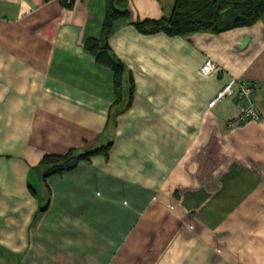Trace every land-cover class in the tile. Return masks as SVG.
I'll use <instances>...</instances> for the list:
<instances>
[{
  "label": "crops",
  "instance_id": "obj_1",
  "mask_svg": "<svg viewBox=\"0 0 264 264\" xmlns=\"http://www.w3.org/2000/svg\"><path fill=\"white\" fill-rule=\"evenodd\" d=\"M176 1L0 0V264H264V12L136 27ZM232 78L255 84L261 119L229 125L237 93L208 106ZM105 145L47 174L46 155Z\"/></svg>",
  "mask_w": 264,
  "mask_h": 264
},
{
  "label": "trees",
  "instance_id": "obj_2",
  "mask_svg": "<svg viewBox=\"0 0 264 264\" xmlns=\"http://www.w3.org/2000/svg\"><path fill=\"white\" fill-rule=\"evenodd\" d=\"M264 12V0H177L169 18H147L135 22L144 33L165 31L169 34L187 35L197 31L219 32L233 26L255 23ZM223 17L226 19L223 20ZM108 28V23H107ZM97 42L89 47L96 50ZM97 59L111 66L115 72L117 92L121 84L122 66L110 55L106 47L97 51ZM109 145L77 153L73 150L65 154H48L43 163L48 165L47 174L74 168L80 161L92 154L107 153Z\"/></svg>",
  "mask_w": 264,
  "mask_h": 264
},
{
  "label": "built area",
  "instance_id": "obj_3",
  "mask_svg": "<svg viewBox=\"0 0 264 264\" xmlns=\"http://www.w3.org/2000/svg\"><path fill=\"white\" fill-rule=\"evenodd\" d=\"M72 2L73 0H66ZM218 69V65L210 58H207L200 67L201 73L208 75ZM255 89V84L248 79H236L232 78L228 81L209 101L208 106L213 107L218 101L223 100L225 97L232 93L238 95V113L229 120L231 127H238L242 123L250 119H261V113L256 107L254 102L249 101L250 96Z\"/></svg>",
  "mask_w": 264,
  "mask_h": 264
},
{
  "label": "rangeland",
  "instance_id": "obj_4",
  "mask_svg": "<svg viewBox=\"0 0 264 264\" xmlns=\"http://www.w3.org/2000/svg\"><path fill=\"white\" fill-rule=\"evenodd\" d=\"M224 19H226V17H223V20ZM188 190V188L187 187H182V188H180L179 189V191H183V195H185V196H189V194H191L190 192H188L187 191ZM185 191V192H184ZM192 192L194 193V194H196V195H220L221 194V192H222V190L221 189H219L218 191H215V190H206L204 187H202V188H197V189H192ZM198 206H199V204H198ZM201 207H205V206H210V205H205V204H203V205H200ZM233 236H231V238H232Z\"/></svg>",
  "mask_w": 264,
  "mask_h": 264
}]
</instances>
